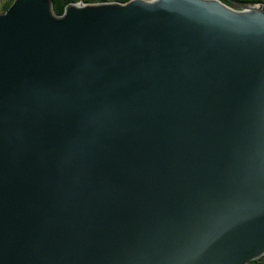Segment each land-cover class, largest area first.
<instances>
[{
    "label": "water",
    "instance_id": "1",
    "mask_svg": "<svg viewBox=\"0 0 264 264\" xmlns=\"http://www.w3.org/2000/svg\"><path fill=\"white\" fill-rule=\"evenodd\" d=\"M231 7L0 14V264L264 256V3Z\"/></svg>",
    "mask_w": 264,
    "mask_h": 264
},
{
    "label": "trees",
    "instance_id": "2",
    "mask_svg": "<svg viewBox=\"0 0 264 264\" xmlns=\"http://www.w3.org/2000/svg\"><path fill=\"white\" fill-rule=\"evenodd\" d=\"M14 0H0V14L5 13L9 7L12 5ZM53 5V10L57 15H62L66 6L78 2L83 3H103V2H121L125 3L129 0H51ZM227 5H256L264 3V0H220ZM247 264H264V256L248 262Z\"/></svg>",
    "mask_w": 264,
    "mask_h": 264
},
{
    "label": "bare ground",
    "instance_id": "3",
    "mask_svg": "<svg viewBox=\"0 0 264 264\" xmlns=\"http://www.w3.org/2000/svg\"><path fill=\"white\" fill-rule=\"evenodd\" d=\"M52 11H53L54 14H56V13L54 12V10H53V5H52Z\"/></svg>",
    "mask_w": 264,
    "mask_h": 264
},
{
    "label": "rangeland",
    "instance_id": "4",
    "mask_svg": "<svg viewBox=\"0 0 264 264\" xmlns=\"http://www.w3.org/2000/svg\"><path fill=\"white\" fill-rule=\"evenodd\" d=\"M93 4H97V3H93ZM230 6H232V7H233L234 5H232V4H231ZM232 7H231V8H232Z\"/></svg>",
    "mask_w": 264,
    "mask_h": 264
},
{
    "label": "clouds",
    "instance_id": "5",
    "mask_svg": "<svg viewBox=\"0 0 264 264\" xmlns=\"http://www.w3.org/2000/svg\"><path fill=\"white\" fill-rule=\"evenodd\" d=\"M235 5H238V4H235ZM257 5V4H256ZM243 6H248V5H243Z\"/></svg>",
    "mask_w": 264,
    "mask_h": 264
}]
</instances>
